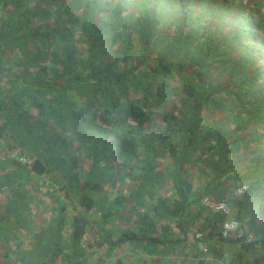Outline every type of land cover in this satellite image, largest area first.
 I'll return each instance as SVG.
<instances>
[{"label": "trees", "instance_id": "16d2710c", "mask_svg": "<svg viewBox=\"0 0 264 264\" xmlns=\"http://www.w3.org/2000/svg\"><path fill=\"white\" fill-rule=\"evenodd\" d=\"M263 5L0 0V264H264Z\"/></svg>", "mask_w": 264, "mask_h": 264}, {"label": "rangeland", "instance_id": "374dc122", "mask_svg": "<svg viewBox=\"0 0 264 264\" xmlns=\"http://www.w3.org/2000/svg\"><path fill=\"white\" fill-rule=\"evenodd\" d=\"M253 1H256V0H253ZM262 10L264 11V5L262 6ZM189 239L191 240V237ZM190 240H189V242H190ZM193 251L194 250H192L190 248V246H188V247L185 248V250H183V253H176L175 255L168 254V255H166V258L165 259H162L161 261L164 263V260H168V261L169 260H174L175 261V264H181L182 263L181 259L183 257H187L191 261L190 264H195V259H194L195 258V254H193ZM133 259L135 261H137L135 255H133ZM191 259H194V262ZM138 264H141V263H138Z\"/></svg>", "mask_w": 264, "mask_h": 264}, {"label": "built area", "instance_id": "2783aa9c", "mask_svg": "<svg viewBox=\"0 0 264 264\" xmlns=\"http://www.w3.org/2000/svg\"><path fill=\"white\" fill-rule=\"evenodd\" d=\"M22 161H24L25 159L24 158H20ZM225 227L227 228V224H225Z\"/></svg>", "mask_w": 264, "mask_h": 264}]
</instances>
